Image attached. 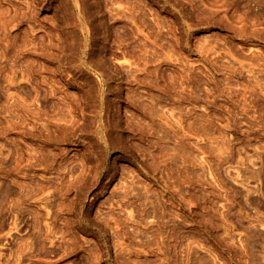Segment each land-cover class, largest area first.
<instances>
[{"label":"rangeland","instance_id":"374dc122","mask_svg":"<svg viewBox=\"0 0 264 264\" xmlns=\"http://www.w3.org/2000/svg\"><path fill=\"white\" fill-rule=\"evenodd\" d=\"M0 264H264V0H0Z\"/></svg>","mask_w":264,"mask_h":264},{"label":"bare ground","instance_id":"6f19581e","mask_svg":"<svg viewBox=\"0 0 264 264\" xmlns=\"http://www.w3.org/2000/svg\"><path fill=\"white\" fill-rule=\"evenodd\" d=\"M112 1H113V0H112ZM113 3H114V2H113ZM74 5H75V4H74ZM105 5H106V4H105ZM105 5H104V6H105ZM75 7H76V6H75ZM78 7H79V6H78ZM112 9H113V8H112ZM79 10H80V9H79ZM114 10H115V9H114ZM110 11L112 12L113 10H110ZM116 11H117V10H116ZM78 12L80 13L81 11H78ZM114 12H115V11H114ZM76 13H77V11H76ZM112 13H113V12H112ZM112 13H111V15H112ZM118 13H119V12H118ZM77 14H78V13H77ZM81 14H82V15H81ZM114 14H115V13H114ZM116 14H117V12H116ZM112 16H113V15H112ZM78 17H79V20H80V24L82 25V24L84 23V18H85L84 13H80V15H78ZM85 19H86V18H85ZM117 19H118V18H117ZM119 20H120V19H119ZM121 20H122V19H121ZM86 23H87V22H86ZM81 25H80V26H81ZM82 28H83V26H82ZM84 29H85V28H84ZM83 33H84V32H83ZM87 38H88V37H87ZM117 54H118V53H117ZM115 55H116V54H115ZM208 56H209V55H208ZM217 57H218V56H217ZM204 58H205V57H204ZM215 58H216V57H215ZM123 60H124V59H123ZM85 61H86V60H85ZM125 61H127L126 58H125ZM127 63H128V62H127ZM81 64H82V63H81ZM84 64H86V63H84ZM129 64H130V62H129ZM86 65H87V64H86ZM184 69H185V68H184ZM184 71H185V70H184ZM193 71H194V70H193ZM99 77H100V76H99ZM101 78H102V77H101ZM100 80L102 81V79H100ZM104 82H106V81H104ZM100 84H101V83H100ZM106 85H107V84H106ZM100 87H101V86H100ZM102 87H104V85H102ZM229 87H230V86H229ZM101 90H102V89H101ZM233 91H234V90H233ZM101 92H102V91H101ZM234 92H235V91H234ZM162 107H163V106H162ZM146 110H147V109H146ZM157 110H158V109H157ZM160 110H161V109H160ZM150 112H152V111H150ZM163 112H164V111H163ZM163 112H161L162 115H161V113L159 112L161 116H163V114H165V112H164V113H163ZM164 116H165V115H164ZM100 117H101V115H100ZM63 118H64V117H63ZM166 118H167V117H166ZM100 119H101V118H100ZM100 119H99V120H100ZM164 119H165V118H164ZM234 119H235V118H234ZM66 120H67V119H66ZM68 120H69V118H68ZM72 120H74V119H72ZM165 120H166V119H165ZM167 120H170V119H167ZM167 120H166V121H167ZM163 121H164V120H163ZM179 121L181 122V120H179ZM234 121L236 122V120H234ZM161 122H162V121H161ZM170 122H171V121H170ZM177 122H178V120H177ZM177 122H175V123H177ZM73 123H74V122H73ZM115 123H116V121H115ZM167 123H168V122H167ZM188 123H189V122H188ZM239 123H240V122H239ZM241 123H242V122H241ZM127 124H129V123H127ZM161 124H164V122L161 123ZM177 124H178V123H177ZM179 124H180V123H179ZM181 124H182V123H181ZM237 124H238V123H237ZM98 125H99V124H98ZM116 125H117V124H116ZM116 125H114V126H116ZM130 125H132V124H130ZM164 125H166V124H164ZM171 125H172V123H171ZM173 125H174V124H173ZM173 125H172V128L174 127ZM175 125H176V124H175ZM112 126H113V124H112ZM128 126H129V125H128ZM159 126H160V128H162V127H161L162 125H159ZM167 126H168V125H166V131H167L168 128H169V127H167ZM178 126H179V125H178ZM100 127H101V126H100ZM102 127H103V126H102ZM181 127H182V126H179V127H177V128L180 129ZM237 127H238V126H237ZM240 127H241V126H240ZM172 128L170 127V129H172ZM105 129H106V128H105ZM105 129H104V130H105ZM164 129H165V126H164ZM164 129H163V130H164ZM179 129H177V130H179ZM189 129H190V128H189ZM239 129H240V128H239ZM175 130H176V129H175ZM181 130H182V128H181ZM183 130H184V128H183ZM183 130H182V132H183ZM257 130H258V129H257ZM101 131H102V128H101ZM106 131H107V129H106ZM110 131H111V130H110ZM110 131L108 130V132H110ZM164 131H165V130H164ZM190 131H191V129H190ZM108 132H106V133H108ZM111 132H112V131H111ZM174 132H175V131H174ZM176 132H177V131H176ZM192 132H193V131H192ZM251 132H252V131H251ZM104 133H105V132H104ZM190 133H191V132H190ZM193 133H196V134H197L196 131H194ZM193 133H192V134H193ZM97 134H98V133H97ZM100 134H102V132H101ZM196 134H195V135L193 134L194 137L196 136ZM105 135H108V134H105ZM109 135H111V133H109ZM99 137H100V135H99ZM101 137H103V136L101 135ZM196 137H199V136L197 135ZM97 138H98V136H97ZM109 138H110V136H109ZM100 139H101V138H100ZM94 140H95V139H94ZM97 140L99 141V139H96V142H97ZM106 140H107V138H106ZM103 141H105L104 138H103ZM109 141H110V140H108V142H109ZM106 142H107V141H106ZM106 142H104V143H106ZM93 143H94V142H93ZM113 143H114V142H113ZM98 144H99V143H98ZM98 144H97V147H100V146H101V145H100L101 143L99 144V146H98ZM110 144H111V146H112V142H111ZM91 145H92V144H91ZM113 145H115V143H114ZM93 146H94V145H93ZM103 146H104V145H103ZM217 146H218V145H216V147H217ZM88 147H89V146H88ZM90 147H91V146H90ZM90 147H89V148H90ZM94 147H95V146H94ZM97 147H96V148H97ZM109 147H110V146H109ZM85 148H86V147H85ZM100 148H102V147H100ZM213 148H214V147H213ZM213 148H212V150H213ZM218 148H219V150L221 149L220 147H218ZM86 149H87V148H86ZM98 149H99V148H98ZM159 149H160V147H159ZM216 149H217V148H216ZM223 149H225V148H223ZM223 149H222V150H223ZM90 150H91V148H90ZM90 150H89V152L94 151V150H91V151H90ZM222 150H220L221 153H222ZM226 151H227V150H226ZM89 152H88V153H89ZM224 152H225V151H224ZM95 153L97 154V153H99V152H97V150H96ZM95 153L93 152L91 155H94ZM217 153H220V152H216V155H217ZM221 153H220V154H221ZM226 153H227V152H226ZM96 154H95V155H96ZM99 154H100V153H99ZM220 154H218V155H220ZM91 155H88L87 157H89V156H91ZM218 155H217V156H218ZM258 155H259V154H258ZM229 156H232V153H231V155H229ZM229 156L227 155V158H226L225 155H224V157L226 158V161H227V159H229V158H228ZM259 156H260V155H259ZM259 156H257V157L259 158ZM91 157H92V156H91ZM222 157H223V156H222ZM224 157L222 158L221 161H223V160L225 159ZM217 158H219V157H217ZM247 158H248V161H249V157H247ZM251 160H252V159H251ZM228 161H229V160H228ZM81 162H82V161H81ZM83 162H84V161H83ZM241 162H242V160H241ZM249 162H250V161H249ZM224 163H225V162H224ZM252 164H254V162L251 161V164H250V165H252ZM240 165H241V164H240ZM74 166H75V165H74ZM230 167H232V166H231V165H230L229 167L227 166V168H230ZM246 167H247V166H246ZM70 168H72V166H71ZM242 168H244L243 165H242ZM68 169H69V168H68ZM73 169H74V167H73ZM224 169H225V168H224ZM245 169H246V168H245ZM71 170H72V169H71ZM79 170H80V169H79ZM82 170H83V168H82ZM82 170H81V173H82ZM225 170H226V169H225ZM235 170H236V169H235ZM236 171H237V170H236ZM238 171H240V170H238ZM244 171H245V170H244ZM252 171H253V169H252ZM256 171H257V170H256ZM67 172H68V171H67ZM69 172H70V170H69ZM79 173H80V172H79ZM81 173H80L79 175H81ZM77 176H78V175H77ZM80 177H81V176H79V179H80ZM96 177H97V176H96ZM252 177H253V175H252ZM97 178H98V177H97ZM61 179H62V178H61ZM63 179H64V178H63ZM75 179H76V177H75ZM79 179H77V181H78ZM94 179H95V177H94ZM64 180H65V179H64ZM64 180L61 181V182L63 183ZM66 180H67V179H66ZM68 181H69L68 183H70V182L72 181V179H71V181H70V180H68ZM94 181H95V180H94ZM97 181H98V180H97ZM99 181H100V180H99ZM72 182L74 183V184L72 183V185H75V182H76V181L73 180ZM68 183H67V184H68ZM65 185H66V184H65ZM66 186H67V185H66ZM68 186H71V184L68 185ZM68 186H67V188H68ZM120 186H121V185H120ZM124 186H125V185H124ZM21 187H22V186H21ZM71 188H72V187H71ZM39 190H41V189H39ZM43 191H44V190H43ZM76 191L78 192V189H77ZM126 191H127V190H126ZM32 192H33V191H32ZM41 192H42V191H41ZM38 193H39V192H38ZM42 193H43V192H42ZM79 193H81V192H79ZM79 193H78V194H79ZM127 193H128V191H127ZM28 194H29V192H28ZM124 194H125V193H124ZM36 195H37V193H36ZM31 196H32V195H31ZM31 196H30V197H31ZM43 198H44V197H43ZM78 198H79V197H78ZM39 199H40V198H39ZM46 199H48V198L46 197ZM121 200H123V199H121ZM116 201H117V200H116ZM116 201H115V202H116ZM121 202H123V201H121ZM121 202H120V203H121ZM117 203H118V202H117ZM123 204H124V203H123ZM123 204H122V206H123ZM109 205H110V204H109ZM120 205H121V204H119V206H120ZM124 205H126V204H124ZM117 206H118V204H117ZM122 206H121V207H122ZM114 207H115V206H114ZM121 207H120V210H122V208H123V210H124V207H122V208H121ZM111 208H112V207H111ZM126 209H127V208H125V210H126ZM118 210H119V209H118ZM117 212H118V211H117ZM112 213H113V212H112ZM129 214H130V215H128V216L130 217V216L132 215L130 211H129ZM106 215H107V214H106ZM106 215H105V216H106ZM110 217L112 218V216H110ZM104 218H105V217H104ZM111 218H110V219H111ZM106 219H109V218L107 217ZM110 219H109V220H110ZM112 220H113V218H112ZM105 222H106V221H105ZM107 223H108V222H107ZM14 225H15V223H14Z\"/></svg>","mask_w":264,"mask_h":264}]
</instances>
